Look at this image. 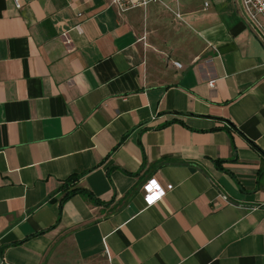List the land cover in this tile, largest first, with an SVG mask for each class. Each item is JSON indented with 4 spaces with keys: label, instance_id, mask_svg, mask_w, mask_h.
Returning <instances> with one entry per match:
<instances>
[{
    "label": "crops",
    "instance_id": "crops-1",
    "mask_svg": "<svg viewBox=\"0 0 264 264\" xmlns=\"http://www.w3.org/2000/svg\"><path fill=\"white\" fill-rule=\"evenodd\" d=\"M163 2L0 0V264H264V46Z\"/></svg>",
    "mask_w": 264,
    "mask_h": 264
},
{
    "label": "built area",
    "instance_id": "built-area-1",
    "mask_svg": "<svg viewBox=\"0 0 264 264\" xmlns=\"http://www.w3.org/2000/svg\"><path fill=\"white\" fill-rule=\"evenodd\" d=\"M238 13L242 20L246 23L249 30L264 46V0H235ZM16 8L22 6L21 0H13ZM107 5L114 6L120 12L127 11L136 7H146L150 3L164 4L163 0H103ZM207 3L205 2V5ZM171 10V9H170ZM177 18L181 17L178 10H171ZM78 27V25H77ZM174 66L180 68L181 64L178 61L173 62ZM209 86L214 85V80L208 81ZM148 180L144 185L143 198L146 204H151L162 198L164 189L158 184ZM108 255V250H105Z\"/></svg>",
    "mask_w": 264,
    "mask_h": 264
},
{
    "label": "trees",
    "instance_id": "trees-1",
    "mask_svg": "<svg viewBox=\"0 0 264 264\" xmlns=\"http://www.w3.org/2000/svg\"><path fill=\"white\" fill-rule=\"evenodd\" d=\"M78 179V176L76 175H72L69 176L62 184L61 189L64 191V194L62 196V200L70 197L71 195L80 192L82 190H80L79 188L73 186L68 188L69 186H71L76 180Z\"/></svg>",
    "mask_w": 264,
    "mask_h": 264
}]
</instances>
